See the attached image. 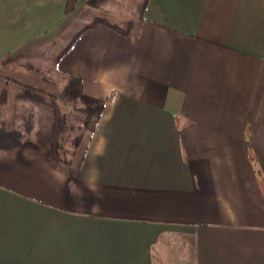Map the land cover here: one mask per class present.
<instances>
[{"label":"crops","instance_id":"obj_1","mask_svg":"<svg viewBox=\"0 0 264 264\" xmlns=\"http://www.w3.org/2000/svg\"><path fill=\"white\" fill-rule=\"evenodd\" d=\"M66 5L0 0L8 128L18 82L59 96L76 76L105 100L67 158L66 106L28 103L0 149V264H264V0ZM97 16L116 28L56 60Z\"/></svg>","mask_w":264,"mask_h":264},{"label":"trees","instance_id":"obj_2","mask_svg":"<svg viewBox=\"0 0 264 264\" xmlns=\"http://www.w3.org/2000/svg\"><path fill=\"white\" fill-rule=\"evenodd\" d=\"M78 0H67L66 13L71 12ZM141 14L143 7L140 8ZM98 23H106L111 26H114L113 23L106 17L97 16L91 22L87 23L71 40V42L60 52L58 53L56 60L61 59L65 52L73 45L77 38L81 35L82 32L87 30L90 27L95 26ZM20 91L18 97L27 102L34 103L35 105L41 104H52L54 100H58L63 104L68 105H77L78 100L82 102L81 111L86 113V118L84 121V126L86 129L93 131L95 130L97 123L102 115L105 100L100 98L92 97L86 94L83 90V83L79 77L71 76L69 77L67 83L64 86L62 93L59 96H52L49 93L38 89L34 86L18 82ZM0 98L1 102L6 101V89L3 88L1 91ZM24 128H7L5 124L0 126V149H14L19 146L25 139L27 133L30 132L33 126L32 116L30 119H26ZM67 130V118L65 114H61L59 117L58 131L59 136H62ZM81 139V135L75 137V144L77 145Z\"/></svg>","mask_w":264,"mask_h":264},{"label":"rangeland","instance_id":"obj_3","mask_svg":"<svg viewBox=\"0 0 264 264\" xmlns=\"http://www.w3.org/2000/svg\"><path fill=\"white\" fill-rule=\"evenodd\" d=\"M137 14H139L138 11H137L136 15ZM135 17H137V16H135ZM125 27H126V25H125ZM19 91H18V93H19ZM0 98H2L1 91H0ZM5 98H7V97H5ZM17 98L20 101L18 102V109H17L16 114H17L18 118L23 117L22 125L24 126L26 121H27L26 119L27 118L30 119V116H32V114H33V107L28 105V103L31 105H33L34 103L22 100L18 97V95H17ZM59 103H61V102L59 101ZM3 104H4V102H1V100H0V126L2 124H5V122H6L4 119L5 113H4V108H3L4 105ZM61 104H63V103H61ZM63 105H65L66 106L65 108L68 109V111H69V112L65 113V115L67 114L66 115L67 130H66V132L63 133L62 136L59 137L58 142L60 144L59 146H63V148L60 147V155L63 154L66 156V155H69L70 151L72 150L73 141H75V137L78 136L81 132L86 130V128L84 126L86 113L81 111L82 102H80V100H78L77 105H73V104L72 105L63 104ZM9 127L12 128L14 126H9ZM17 127H15V128H17ZM11 128H9V129H11ZM65 156H63V157L67 158V156L66 157Z\"/></svg>","mask_w":264,"mask_h":264}]
</instances>
